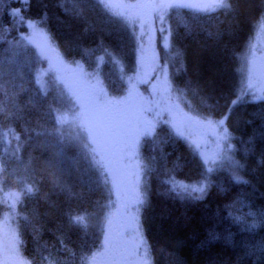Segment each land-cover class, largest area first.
<instances>
[{
  "label": "trees",
  "instance_id": "trees-1",
  "mask_svg": "<svg viewBox=\"0 0 264 264\" xmlns=\"http://www.w3.org/2000/svg\"><path fill=\"white\" fill-rule=\"evenodd\" d=\"M229 8L231 11L221 9L211 15L171 13L167 47L174 44L182 50L184 64L178 66L177 89L181 105L193 116L218 121L226 112V100H240L227 120V142L244 161L250 212L262 222L257 232L262 246L264 98L241 92L242 60L259 36L264 0H229ZM30 23L43 30L51 49L64 61L79 62L91 72L101 57L102 76L107 73L116 84L108 87L112 93L125 85L124 73L112 64L113 56L122 58L129 47L124 42L134 41L135 32L124 16L97 7L95 0H0V130L10 126L20 134L19 140L12 138L10 143L5 137L0 150L4 167L0 172V219L12 213L29 264H92L105 248L113 226L107 225L114 213L107 185L110 175L99 166L83 133L57 121V115L66 117L70 111L67 92L50 77L44 90L37 74L45 61L23 39L22 45L17 43L28 36ZM157 36L159 41L161 36ZM114 45L121 51L115 52ZM164 128L169 141L158 135L159 128L153 136L145 132L138 140L146 172L168 185L184 179L198 185L217 182L216 171H207L188 141ZM33 182L39 191L23 195ZM12 194L20 197L15 199ZM153 211L138 212L144 220L141 231L158 236L166 245L168 258L163 264H208L167 220L154 219ZM77 214L86 217L83 225L70 221ZM216 254L218 261L224 260L225 255ZM244 264H264V250L257 249L253 261Z\"/></svg>",
  "mask_w": 264,
  "mask_h": 264
},
{
  "label": "rangeland",
  "instance_id": "rangeland-1",
  "mask_svg": "<svg viewBox=\"0 0 264 264\" xmlns=\"http://www.w3.org/2000/svg\"><path fill=\"white\" fill-rule=\"evenodd\" d=\"M106 2L114 6L108 10L124 16L126 24L135 32L134 41H128V44L124 42L123 45L129 47L122 58L114 55L112 59V64L120 74L124 73L125 79V85L116 88V93L107 91L109 86L114 88L116 84L108 79L107 73L102 76L101 57L97 58V67H92L91 72L79 62L64 61L51 49L43 30L35 23L28 25V36L17 41L20 45L22 39L29 43L45 61L46 66L40 68L37 74L40 86L45 90L50 77L67 92L70 108L64 121L67 128L75 133L81 132L87 138L94 109L105 117L112 112L122 117L115 123V132L127 129L122 136V146L118 147V155L121 154L120 159L124 160L126 169L111 166L113 174L118 171L120 178L118 180L111 173L112 180H108L107 184L114 200L115 212L107 222L114 226L108 231L111 234L105 245L115 256L111 258L109 253L105 256L101 254L92 264H118L123 258L126 261L133 258L130 264H163L161 261L168 258V248L162 240L141 231L140 223L144 220L142 214L140 220V210H136L134 204L127 202L129 212L126 210L125 214L122 213L121 204L117 200L115 202V198L124 201L121 198L123 194L126 196L125 200L132 195L139 203L144 204L143 211L146 213L154 209L152 217L167 220L201 252L208 264H220L222 261L223 264L252 262L256 250L260 247L264 250V244L261 246L257 234L262 222L250 212L249 184L244 175V161L231 150L227 136L225 138L226 125L218 127L219 120L193 116L189 108L179 101L178 66L184 64L181 59L182 50L174 44L167 47L164 39L168 37V44V20L172 18L171 13H177L175 8L167 6L175 3L171 0ZM154 4H163L165 7H150ZM211 7L204 11L205 15L213 14ZM161 15L164 17L163 21L160 19ZM162 27L163 32L160 31ZM157 34L161 36L159 41ZM161 45L167 48H162ZM114 48L115 52L120 50L116 45ZM246 53L242 60L244 87L241 94L264 98V18L259 25L258 38L252 41ZM127 84L134 87L128 88ZM163 127L166 130L172 129L175 134L182 135L181 138L188 141L190 150L201 157L208 169L216 171L217 182L207 181L198 185L184 179L186 182L178 180L165 185L162 180L156 181V177H150L151 188L146 186L142 178L138 140L145 132L153 136L159 128L158 135L169 141L171 137L167 132L164 133ZM99 166L104 170L106 168V164ZM237 177L241 182H237ZM181 185L185 187H180ZM201 186L205 187V193L191 191L193 187ZM139 194L140 198L137 197ZM19 197L16 194L13 198ZM213 235L217 238L212 239ZM23 249L21 234L9 212L4 219H0V264H29L22 254ZM216 252L225 255L224 260L218 261Z\"/></svg>",
  "mask_w": 264,
  "mask_h": 264
},
{
  "label": "snow or ice",
  "instance_id": "snow-or-ice-1",
  "mask_svg": "<svg viewBox=\"0 0 264 264\" xmlns=\"http://www.w3.org/2000/svg\"><path fill=\"white\" fill-rule=\"evenodd\" d=\"M25 2L27 3L28 0H25ZM95 3L97 5V7L101 8V9H110L112 7H114L112 4L107 3L106 0H95ZM136 7H140V5H136ZM146 7H148L146 5ZM150 7L153 8H157V9H163L165 7V5L163 4H159V5H150ZM167 7L170 8H178V7H191V5H184V4H171L168 5ZM217 9H223V10H228L231 11V9L229 8V0H213V5L211 7L212 11H215ZM161 21H163L164 17L163 15L160 16ZM161 32L164 31L163 27L160 29ZM211 35V33H210ZM165 44L167 46V41H168V37H165ZM240 103V100L237 99H231V100H226L225 101V107H226V112L225 114L219 119L217 126L218 127H224L227 124V120L230 118L233 109ZM3 112V108L0 107V113ZM57 121L59 123H63L67 117L65 116H61V115H57L56 117ZM224 133H225V138L227 136V129L224 128ZM5 137L9 138V143L11 142L12 138H15L16 140L20 139V134L17 133L12 127H8L6 130H0V150L4 149V144H5ZM4 167L3 164L0 163V172H3ZM207 171L211 172L212 169H208ZM55 182V181H54ZM237 182H241L240 178L237 177ZM246 183V181H243ZM0 187H3V184L0 183ZM180 187H185L184 185H181ZM39 189L36 187V184L30 183L26 188H24L23 190V195H33L36 192H38ZM192 192H199V193H205V187L201 186V187H193L191 189ZM199 198V197H197ZM86 217L80 214H77L75 216L70 217V221L74 224L77 225H83L85 222ZM212 239H216L217 237L215 235H213L211 237ZM18 242V241H17ZM13 248L15 249V245H13ZM43 264V262H42ZM54 264H59L58 261L54 262Z\"/></svg>",
  "mask_w": 264,
  "mask_h": 264
},
{
  "label": "flooded vegetation",
  "instance_id": "flooded-vegetation-1",
  "mask_svg": "<svg viewBox=\"0 0 264 264\" xmlns=\"http://www.w3.org/2000/svg\"><path fill=\"white\" fill-rule=\"evenodd\" d=\"M171 1L175 4L191 5V7L175 8V12H177V13L189 11L191 14H204V11L206 9H210L209 7L213 5V0H171ZM217 12L215 10V11H213V14H216ZM209 15H211V14H209ZM121 118H122L121 116L115 115V112L110 113L107 117L103 116L101 118V123H102L101 125L107 134L108 140L110 139L113 142V144L115 145V149L117 147L121 146L122 139H123L122 136H124L126 134V131H127V129L124 128V129H122L121 132H118V131L115 132L116 127H115L114 123H116ZM115 149L113 150L111 158L109 160H106V162L108 163V165L113 166V168L118 167L119 169H123V168L125 169V167L123 166V163L119 160L121 158L120 157L121 154L118 155V150H115ZM100 159L102 161H105L102 159V157H99V160ZM115 175H116L117 179L119 180L120 173L117 172V173H115ZM122 197H125V195L123 194ZM118 203H119V201H118ZM120 203H121V208H122L121 211L123 214H125L127 206H125L122 201H120ZM115 221L117 222V219H115ZM108 249L109 248L106 249L107 252L104 253L103 255L105 256L106 254L109 253L110 257L114 258V256H115L114 252L109 251ZM120 255L123 256L122 253ZM132 260H133V258L126 261V259L123 258L121 261H118V264H130L132 262Z\"/></svg>",
  "mask_w": 264,
  "mask_h": 264
},
{
  "label": "water",
  "instance_id": "water-1",
  "mask_svg": "<svg viewBox=\"0 0 264 264\" xmlns=\"http://www.w3.org/2000/svg\"><path fill=\"white\" fill-rule=\"evenodd\" d=\"M97 117H91L92 122L88 131L89 143L96 154H102L105 159H108L112 154L113 145L108 143Z\"/></svg>",
  "mask_w": 264,
  "mask_h": 264
},
{
  "label": "bare ground",
  "instance_id": "bare-ground-1",
  "mask_svg": "<svg viewBox=\"0 0 264 264\" xmlns=\"http://www.w3.org/2000/svg\"><path fill=\"white\" fill-rule=\"evenodd\" d=\"M185 181V180H184ZM186 182V181H185Z\"/></svg>",
  "mask_w": 264,
  "mask_h": 264
}]
</instances>
